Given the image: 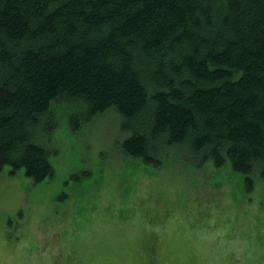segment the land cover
<instances>
[{"label":"trees","instance_id":"1","mask_svg":"<svg viewBox=\"0 0 264 264\" xmlns=\"http://www.w3.org/2000/svg\"><path fill=\"white\" fill-rule=\"evenodd\" d=\"M60 102L80 115L74 131L115 109L131 158L159 167L164 148L187 145L252 189L264 0H0V172L53 176L45 121Z\"/></svg>","mask_w":264,"mask_h":264},{"label":"rangeland","instance_id":"2","mask_svg":"<svg viewBox=\"0 0 264 264\" xmlns=\"http://www.w3.org/2000/svg\"><path fill=\"white\" fill-rule=\"evenodd\" d=\"M72 107L45 121L52 177L0 172V264H264L262 178L248 189L187 145L148 165L123 152L115 109L74 131Z\"/></svg>","mask_w":264,"mask_h":264},{"label":"bare ground","instance_id":"3","mask_svg":"<svg viewBox=\"0 0 264 264\" xmlns=\"http://www.w3.org/2000/svg\"><path fill=\"white\" fill-rule=\"evenodd\" d=\"M170 145V144H169Z\"/></svg>","mask_w":264,"mask_h":264}]
</instances>
